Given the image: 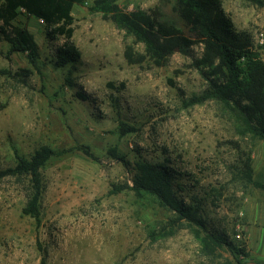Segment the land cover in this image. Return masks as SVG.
Returning a JSON list of instances; mask_svg holds the SVG:
<instances>
[{
	"label": "rangeland",
	"instance_id": "1",
	"mask_svg": "<svg viewBox=\"0 0 264 264\" xmlns=\"http://www.w3.org/2000/svg\"><path fill=\"white\" fill-rule=\"evenodd\" d=\"M260 1L221 0L236 30L252 35L264 60ZM90 2L72 11L79 60L71 69L50 62L63 39L49 41L38 19H16L39 47L38 69L25 54H9V46L0 43V71L29 72L27 78L0 73V169L14 166L16 154L28 158L41 149L53 152L40 169L38 226L21 212L28 182L0 180V264H40L43 257L46 264H236L224 249L208 256L186 223L171 228L173 214L152 196L111 194L112 184L132 180V173L106 154L115 146L131 164L139 153L189 174L188 182L187 176L178 182L189 184L187 191L201 199L207 224L242 247L248 262L264 264V191L234 177L249 155L253 182L264 181V141L240 139L213 103L185 107L187 99L205 89L190 57L176 52L162 67L128 63L126 46L139 54L144 46L90 12ZM160 3L115 0L114 5L124 13H150ZM200 53L194 46L193 56ZM66 77L74 86L66 84ZM77 91L87 99L76 97ZM120 121L136 132L119 139ZM79 145L97 160L86 157ZM176 194L185 201L189 196L179 188Z\"/></svg>",
	"mask_w": 264,
	"mask_h": 264
},
{
	"label": "trees",
	"instance_id": "2",
	"mask_svg": "<svg viewBox=\"0 0 264 264\" xmlns=\"http://www.w3.org/2000/svg\"><path fill=\"white\" fill-rule=\"evenodd\" d=\"M89 0H2L0 4V43L5 42L8 53L26 55L29 64L38 69L39 47L28 29L16 23L19 15L40 20L46 38L55 42L63 39L53 50L50 60L57 68H73L79 60V53L72 42V11ZM261 4L260 0H252ZM115 0H92L88 10L101 14L116 27L133 38L134 43L144 46V54L136 53L126 46L124 58L130 64L149 61L156 67L164 66L174 53L191 58V66L205 82V89L192 95L184 103L193 107L213 103L220 115L228 120L233 132L240 139L252 138L264 141V60L254 49L252 35L245 30H236L232 20L222 8L221 0H161L160 5L150 13L136 10L121 12L114 5ZM201 48L198 58L193 56V47ZM8 77L27 78L29 72L11 73L0 71ZM24 81V80H23ZM68 86L73 81L66 77ZM112 87V84H109ZM76 97L85 101L87 97L75 92ZM136 132V128L122 121L118 122L117 133L121 139ZM78 149L89 159L97 160L87 146ZM106 154L132 173L131 184H112L110 193L130 191L135 195L152 196L158 206L173 214L169 221L171 228L183 223L195 233L202 249L208 256L217 250H227L236 264H261L248 262L247 253L242 247L232 243L224 234L210 227L201 213V199L191 195L188 186L179 180L190 175L167 166L168 161L155 162L143 158L139 153L131 164L117 147H111ZM53 152L41 149L25 158L16 154L15 164L0 169V180L5 177L22 178L28 182L27 201L22 208L23 215L40 223V202L43 185L40 169L51 158ZM250 156L246 155L236 167L234 176L243 184L264 191V181L253 182ZM189 194L187 201L176 194V190ZM40 264H46L43 257ZM230 264V263H226Z\"/></svg>",
	"mask_w": 264,
	"mask_h": 264
},
{
	"label": "built area",
	"instance_id": "3",
	"mask_svg": "<svg viewBox=\"0 0 264 264\" xmlns=\"http://www.w3.org/2000/svg\"><path fill=\"white\" fill-rule=\"evenodd\" d=\"M259 43L262 45L263 44V40H260Z\"/></svg>",
	"mask_w": 264,
	"mask_h": 264
}]
</instances>
